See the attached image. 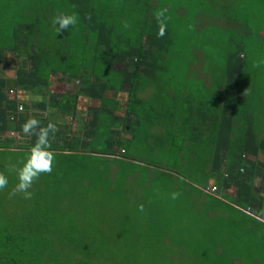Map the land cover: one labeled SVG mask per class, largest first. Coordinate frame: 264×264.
Returning <instances> with one entry per match:
<instances>
[{"label": "trees", "instance_id": "obj_1", "mask_svg": "<svg viewBox=\"0 0 264 264\" xmlns=\"http://www.w3.org/2000/svg\"><path fill=\"white\" fill-rule=\"evenodd\" d=\"M227 1L225 7L233 4ZM42 2L44 4L42 3L41 8L34 6L26 21L18 22L17 19L14 22L18 15L14 11L0 21V53L9 49L28 50H25L23 55L27 52L28 55L23 60H27L30 69L25 70L21 63H17L16 73L22 71L26 77L39 79L43 75L47 76L50 70L60 69L68 62L74 61L73 66L69 65V72L77 74L84 71L85 74L88 72L95 74L99 79L93 82L94 91L101 93V108L108 112L105 113L108 119L111 118L107 126L108 136L110 129H113L112 110L119 102L115 95L124 83L128 85L125 111L134 114L136 120L122 122L121 125L132 138L126 140L122 137L116 142L106 140L105 147L89 148L94 150L93 152L107 156L106 159H91L93 165L89 169L84 168L85 172L87 171L84 179L88 181L91 189L103 191L104 199L112 198L113 207L131 203L133 206H130L123 216L131 221L133 230L138 229V224L146 219L148 224L145 225L150 227L158 220L165 222V229L166 224L177 225V220H183L182 215L185 214L173 213L181 207L188 210L187 205L190 204L203 205L207 211L212 208L216 210L224 204L227 208L224 206L221 214L214 213L212 221L218 228L216 220L221 221L220 226H225L223 229L230 238L220 232L214 235L212 244H204L203 239L195 238L191 245L198 247L208 245L211 249L214 247V251L218 247L223 253H227L224 260L229 259L228 263L236 262L233 261L234 256H239L236 259L239 260L244 252H251L253 248H258L259 251V248L264 246V234L259 235L260 239L249 241L251 238L246 237L244 232L252 235L255 230L258 233L264 229V206L260 211L251 213L248 210L249 197L236 199L220 188H223V184L226 188L228 177L238 184L239 168L245 152L249 150L248 144L253 142L255 144L251 147L256 148L257 144L264 141V106L261 103L264 102V64L257 67L255 63H245L246 55L254 54L257 52L255 50L259 51L264 60V43L250 46L245 39L244 30L236 27L232 29L235 30L232 39L223 33L219 35L221 42H218L210 36L202 39L205 35L202 34L193 42V35L188 36L181 31L179 24L190 23L195 26L197 23L200 24V18H197V15L188 20L187 16H184L185 21L181 22L182 19L179 17L171 18L168 11L172 6V0H157L162 9L167 10L163 37L158 36L159 25L156 17L152 23L150 18L146 19L149 14L147 8L138 17L127 20L123 12H114V7H110L106 0H72L69 3L73 6L68 4L67 10L64 8L67 4L64 6L56 0ZM196 3L203 4V0ZM196 3L186 1V5H190L186 15L196 14L195 9H199ZM71 12L79 15V23L75 27L69 28L63 36H55L57 39L49 35L44 41H36L34 36L38 35L44 24L52 21L55 15ZM140 17L144 19L142 24L138 21ZM117 18L121 21L116 22ZM114 25L118 29H115ZM249 28V26L244 28L249 30L247 33L251 32ZM115 30H120V33L117 34ZM123 31L125 36L127 38L130 36L131 39L120 46ZM113 33L117 34L119 39H116L117 35L113 37ZM49 37L51 39H48ZM253 39L255 40V37H252L250 42ZM144 43L148 46L147 51L143 49L145 54L141 49ZM235 44L238 46L237 49L233 48ZM199 52L202 53L201 56H198ZM132 55L135 60L130 63L127 58H131ZM146 61L150 64L143 66ZM122 62L127 67L130 64L133 67L119 68L118 65ZM199 65L201 71L197 68ZM128 69L132 70L131 73ZM202 72L207 75L203 76ZM29 78L26 81H29ZM205 78H208L207 82ZM8 81L9 79L4 78V85ZM231 87L235 92H231ZM218 91L223 92L225 98H222ZM88 93L91 95L93 92ZM236 99L242 101L236 102ZM152 126L165 130L160 134L157 133L159 131L156 132L159 138L156 142L155 136L154 146L152 144L147 146L146 140ZM192 127H196L195 136ZM136 140L137 146L134 145ZM140 141L146 143L139 144ZM50 148L55 149V146L52 145ZM221 149L224 150L223 154ZM61 150L80 151V148L66 141L65 147ZM137 150H143L145 156L141 158L135 156ZM180 153L183 154L184 160L189 161V166L195 167L193 172L196 176L188 177L177 168L167 167L165 162L168 159H175ZM215 155L216 158L211 159ZM182 158L177 160L181 161ZM191 159L196 160L191 163ZM222 164L224 169L220 177L210 173L211 169H220ZM71 170L73 169L68 168V171ZM160 191L165 193L167 191L170 194L178 192L180 196L172 199L171 195L160 194ZM198 198L199 200H196ZM180 199L183 201L180 202ZM136 205H143V211L136 210ZM169 211L170 216L167 214ZM228 217L232 220L225 222ZM211 219L212 217L210 221ZM163 226L164 224L160 226L161 232L164 230ZM210 229V226L203 229L200 232L202 237H211L212 235L207 232ZM150 231L153 232V229L148 228L143 235L147 236ZM2 234L5 239L0 241V264H19L20 258L25 254H28L26 258L31 259V263L34 262L32 264L51 262L58 264L61 258L65 264H90L98 255L102 262L107 260V264H135L126 258L128 249L125 245L121 244L122 246L117 249L120 253L117 254L116 244L107 243L102 236L87 237L84 234H75L64 237L66 239L62 238L59 246L54 244L55 242L41 245L28 243L26 246L24 241L29 234L16 233L11 236L1 232L0 237ZM118 244L120 245V242ZM26 247H32L35 254L28 253ZM111 257L115 259L109 262ZM245 260L246 258L242 259V264H255L254 260L257 259L253 258L248 263Z\"/></svg>", "mask_w": 264, "mask_h": 264}, {"label": "rangeland", "instance_id": "obj_2", "mask_svg": "<svg viewBox=\"0 0 264 264\" xmlns=\"http://www.w3.org/2000/svg\"><path fill=\"white\" fill-rule=\"evenodd\" d=\"M56 1L58 3H63L64 6L67 4L64 7L67 10L70 5L69 2L72 0ZM106 1L109 2L107 4L110 7H114V12H123L127 20L129 18L138 17L140 13L147 8L149 10V14L146 19L149 20L150 18L152 23L153 18L156 17L155 14L162 9L157 0H121V2L118 0ZM186 1L194 4L198 2V0H178V2L177 0H172V6L168 11V15L171 13V18L179 17V19H182L180 22L185 21L184 16H187V19L191 20L193 17H197L198 15L197 18H200V24L197 23L195 26L190 23L189 25H185L184 23L179 24V29H181V31L188 34V36L193 35V42L196 41L197 36L202 34H205L202 39H207V37L210 36V38H214V40L218 42H221L219 35L223 33L227 35L228 38L232 39L235 33V30L232 29L236 27L240 30H244V33L246 34L245 39L248 41L247 43H249L250 46L252 44L255 46L256 44L260 45L264 43V8H262V5H259V1L264 2V0H234L235 2L230 0L233 1V4H228L229 7H225L224 5L227 4L225 3L226 0H203V4L196 3L198 4L197 7L199 6V9H195L196 14L194 15H186L190 6L188 4L186 5ZM42 3V0H0V21L5 15L11 14L13 11L18 14L16 19H14V22L17 19L18 22L26 21L29 18L30 13L34 10V6L37 5L38 8H41ZM214 10L216 12H214ZM246 11L251 13V15H248ZM143 20V17L138 19L141 24L143 23ZM120 21L121 19L117 18L116 22ZM248 26L251 30L250 33H247V31H249L248 29H244ZM114 28L118 29L115 25ZM115 31L117 34L120 33V30ZM114 33L112 34L113 37L117 35ZM49 35H52L53 37L60 35L63 36L64 33H57L51 21H48L47 24H44L43 28L38 32V35H35L34 37L38 42L41 40L44 41V39H46ZM121 36L123 41L120 42V46L125 45L124 42L131 39L130 36L129 38L125 36V31L122 32ZM252 37H255V40L253 39L250 42ZM48 39L51 38L49 37ZM55 39L57 38L55 37ZM116 39H119L118 35ZM20 43L22 42L20 41ZM187 45H190V43H187ZM233 48L237 49L238 46L235 44L233 45ZM141 49L147 51L148 46L144 43ZM25 50H27V48H23L19 51H12L9 49L0 53V62L3 67L1 71L3 69L7 71L6 75L10 78V80H12V83L11 85H8L7 90L9 91L10 89H13L12 93L9 92V95L7 94L9 101L5 104L2 112L0 111V173H3L9 181L7 188L0 191V233L3 232L5 234H11V236L16 233H27L29 234L28 238L24 241L26 246L28 243H38L41 245L49 242L50 244L55 242L54 244L59 246V242L62 238L66 239L67 236L75 234H84V236L87 237L102 236L107 243L116 244L115 248L117 254L120 253L117 249L122 246L121 244L125 245L128 249L126 258L131 259V261L135 264H169V261L170 264H172V262L173 264H242V259L245 258L247 263L251 262L253 258H255L257 259L254 260L255 264H264V246H261L259 251H257L258 248H253L254 250L251 252H244L239 260H236L239 256H234L233 261L236 262L228 263L227 261L229 259L224 260L227 258V253H223L218 247L214 251V247L211 249L208 245L199 247L191 245L192 242H195V238L196 240L203 239L205 241L204 244H212L214 242V235H218L220 232H222L225 237L230 238L229 234L225 231V229H223L225 226H220L221 221L216 220L219 228L215 227L214 221H212L214 219V213L221 214L224 211V206L226 207L224 204L216 210L212 208L208 211L203 208V205L198 206V204H195V206L192 204L187 205L189 208L188 210L181 207V209L175 211L173 215L178 212H183L185 214L182 215L183 220H177V225H172L171 223L166 224V229L164 228L165 222L162 220L157 221V219H155L154 222H157L151 227L150 225H145L148 224L147 219L142 223L140 222L138 226L136 225V220L135 225L138 229H134V231L131 221L123 216V214L129 210L130 206L133 205L129 203L113 207L111 203L112 198H110V200L106 198L104 199L103 191L92 190L88 181L84 179V176L87 174V171L85 172L84 168L89 169L90 166L93 165L91 159L94 158L81 151L73 155L61 152L64 150H61V148L66 145V141L62 138H59L57 141L52 138L50 141V145L55 146V149L49 148V150L55 154V164L50 174H42L39 179L33 183L32 188L30 189L33 193L31 199H24L22 194H17L14 197L10 196L9 193L17 183L16 174L13 169L18 168L21 165L25 154L34 145L36 140L35 136L26 137L23 135L22 125L29 118H37L34 116L33 112L36 110L35 108H38L43 104V100L40 102L37 101L38 103L32 104L33 109H31L32 111H29L30 115H23L25 114V111H27L25 109L27 101L23 100L25 98L22 99L20 97L22 89L19 87L17 88V86H19L18 79L25 75H23L22 71L16 73V69L18 67L17 63H21V66H24L25 70L30 69V65L26 62L27 60L24 61L26 59L25 57L28 55V52L23 55ZM144 50L143 54H145ZM255 51L257 52H254V54L246 55L245 63H255L262 66L264 63L260 62L264 60L260 56L259 51ZM201 54L202 53L199 52L198 56H201ZM127 60L130 61V63H133L135 58L132 55V57L127 58ZM127 60L126 62H128ZM145 64L150 63L149 61H146L143 66H145ZM123 66H125L124 62L118 65L119 68H122ZM129 66L133 67V65L130 64L128 67L126 65L125 68H130ZM200 67L201 65L197 67L198 70H200ZM128 70L131 73L132 70ZM180 71L182 72V69ZM202 74L203 76L207 75L203 72ZM205 79V82H207L208 78ZM76 85H78V81L76 82L74 80L72 88L74 89ZM83 85L84 84H82V86ZM125 88H127V86ZM221 91H218V94L221 95L222 98H225L223 92ZM232 91L234 90L231 87V92ZM124 93L127 94L126 90ZM227 93L230 94L228 91ZM125 96L126 95H124L123 98ZM238 100L242 101V99H236V102H238ZM120 101H123V99H120L119 102ZM221 101H223V99ZM226 101L229 102V100ZM261 103H263L264 106V102ZM19 104L22 106V109L19 108ZM1 108L3 107L0 105V110ZM112 111L114 112V110ZM55 135L58 136L59 134L55 132L54 136ZM144 143L146 142H139V144ZM79 144H82V142L77 143L76 141L74 146L76 145L78 148H81ZM59 145L62 147H59ZM71 145L73 146V144ZM146 145L149 146L150 144L147 142ZM202 147L204 146L202 145ZM261 148L264 150V145H262ZM81 150L85 151L87 149L82 147ZM196 152H198V150H196ZM144 154L143 150H137L135 156L141 158V156H145ZM182 157L183 154L180 153L178 157H175V159H168L165 163L167 167L177 168L188 177L196 176L193 172L195 171V167L189 166V161L184 160ZM181 158L182 160L179 161ZM191 160V163H194L196 159ZM244 164V173H251L252 169H263L264 171V161L257 159L253 160L248 157L246 163ZM68 168L73 170L70 172L68 171ZM111 170L114 171L113 168H111ZM244 176L245 174L237 178V188L239 187L238 194L247 196V193L250 191L247 187L250 186V175L248 174V179L246 180ZM243 178L245 183L248 182L246 187L242 186ZM222 183H224V181ZM223 187L225 190L229 187V185L225 188V185L223 184ZM256 187L258 188V195L256 196V194H254L253 199L250 200L251 207L248 208L251 213L260 211V208L264 206V182L259 181ZM160 194L171 195L167 191L166 193L164 191H160ZM129 198L132 197L129 196ZM196 200H199V198ZM182 201L183 200L180 199V202ZM135 209L139 210L138 205L135 206ZM167 214L170 216V211L167 212ZM231 214L233 217V211H231ZM211 217L212 222L210 221ZM229 219L230 221L232 220L231 217H228L227 220L225 219L224 221H229ZM241 223H243V221H241ZM163 224L164 226L162 228L164 230L161 232L160 226ZM207 226L211 227L209 231H206L212 236L202 237L200 232L203 231V229H207ZM78 228H80L79 231ZM148 228H152L153 232L150 231V234L147 236L143 235V232ZM258 233L255 230L252 235H249L248 232H244V235L251 238L249 241H254L255 239L257 240L261 238L259 235L264 234V229H261V232L259 231ZM4 239V234H2L0 241H4ZM116 242H120V245ZM148 243L156 244L149 245ZM229 245L231 244L229 243ZM26 248L28 253L35 254V250L32 247ZM208 250L210 251L207 252ZM27 255L28 254H25V256L20 258L19 264H28L27 262L30 264L34 263L30 262L31 259L26 258ZM257 256L259 257L257 258ZM62 259L63 258H61V262L58 264H65ZM109 259V262H111V260L113 261L115 257H111ZM161 261L163 262L161 263ZM104 262L100 260V255H98L97 258L93 259L90 264L108 263L107 260ZM50 264L53 263L51 262Z\"/></svg>", "mask_w": 264, "mask_h": 264}, {"label": "crops", "instance_id": "obj_3", "mask_svg": "<svg viewBox=\"0 0 264 264\" xmlns=\"http://www.w3.org/2000/svg\"><path fill=\"white\" fill-rule=\"evenodd\" d=\"M234 1V0H233ZM233 1L228 0L227 2L233 3ZM235 2V1H234ZM253 2V1H251ZM250 2V3H251ZM256 4L255 2H253ZM252 4V3H251ZM259 5H264V2L259 1ZM262 8H264L262 6ZM259 11V9H258ZM257 11V12H258ZM247 12V11H246ZM248 15H251V13L247 12ZM73 62H68L64 67H61L60 69L50 70L48 72V75L41 76L39 79L36 78H29L26 77H20L21 79L19 81V87L21 90L20 97L23 100L27 101V108H25L27 111H25V114L23 115H30L29 111H32V104L38 103L43 100V104L40 105V107L35 108L33 114L36 116L42 126H46L47 123L52 122L55 123L57 126V133L58 136H53V140L57 141L59 138L64 139L65 141H72V143H81L79 146L85 147L87 150H81L80 151L91 155L94 159H106V155L93 152L94 150L89 149L91 146L97 147L98 149L105 147L107 145V141L116 142L118 138H126V140L131 139V135L123 129L122 122H134L136 120V116L134 114L127 113L125 111L126 106V99L127 94H125V90L127 91V88H125L126 83L122 85L120 90L117 92L115 97L118 99H123V101L118 102L116 108L114 109V114L112 118V127L113 129H110L109 136L107 133V126L110 122L111 118L108 119V116L105 113V110L101 108V100L100 95L101 93H96L94 91L95 87L93 86V82H95L97 76L91 72H88V74H85L84 71L73 73L72 71L69 72V65L73 66ZM0 62V102H1V112L4 109L5 104L9 99L7 98L8 90L7 87L9 84L11 85L12 80L6 75L7 71L1 66ZM65 69V70H64ZM80 71V70H79ZM4 78L9 79V82H5L6 85H4ZM27 78H29V81H26ZM78 81V85L75 86L73 89L72 83L73 81ZM8 83V84H7ZM82 84H84L82 86ZM92 85V86H91ZM89 91H92L91 95H89ZM8 94V95H7ZM23 94V95H22ZM104 95V94H102ZM126 95L124 98L123 96ZM7 98V99H6ZM38 101V102H37ZM122 105V106H121ZM0 112V114H1ZM32 114V115H33ZM42 117V118H41ZM148 139L146 142L149 144H152L154 146L155 144V136L156 142L159 138L157 133H161L165 130V128L162 127H156L152 126L149 129ZM193 136L196 135V127H192ZM220 135L222 137L223 131L220 132ZM28 137V136H26ZM25 138V137H24ZM30 138V137H29ZM253 138V137H252ZM251 138V139H252ZM141 140V138H139ZM206 139V138H205ZM211 139V137H210ZM249 139V138H248ZM163 141V140H162ZM138 140L135 141L134 145L137 146ZM161 142V139L159 140ZM109 143V142H108ZM248 144V143H247ZM255 143L251 142L248 144L249 150L248 152H245L241 167L239 168V176L245 174V180L248 179L249 176V184L250 186H247L245 183L244 178L242 179L243 183L242 186H247L250 191L247 193V197L250 198V200L253 199L254 194L256 196L258 195V188L257 183L259 181L264 182V171L263 169H252L251 173H244V166L247 161V158L251 159H257L264 161V150L261 148L262 145H264V141L257 144L256 148H252L251 146H254ZM165 142L162 144V147L164 148ZM213 147V146H212ZM214 148V147H213ZM70 149V148H69ZM223 149V148H222ZM221 149V150H222ZM80 151H63L69 154H76ZM62 152V151H61ZM224 153V150H222V153ZM114 158V157H113ZM117 158V157H116ZM216 155L212 157L211 159H215ZM250 160V159H249ZM224 163V161H223ZM242 168V170H241ZM224 169L223 164L220 169H211L210 173L214 174L215 176H221L222 170ZM238 178V177H237ZM232 179L228 178L227 184L229 187L227 189L220 188L224 191V193L239 199L242 198L244 195L238 194V188L237 185L231 181ZM252 195V196H251ZM251 207V206H250Z\"/></svg>", "mask_w": 264, "mask_h": 264}, {"label": "clouds", "instance_id": "obj_4", "mask_svg": "<svg viewBox=\"0 0 264 264\" xmlns=\"http://www.w3.org/2000/svg\"><path fill=\"white\" fill-rule=\"evenodd\" d=\"M166 9H161L156 13V19L159 25L158 36L163 37L165 34V16ZM57 33H64L69 28L75 27L79 23V15L75 12L61 13L55 15L51 21ZM260 63H264L261 61ZM255 66H259L256 64ZM57 131L55 123L49 122L46 126H42L41 122L36 118L27 119L22 125V133L24 136H35L34 145L25 154V157L18 168H14L17 183L9 193L10 196L22 194L24 199H31L33 193L30 191L33 183L39 179L42 174H50L55 164V154L49 150L50 141L54 133ZM8 178L0 173V191L8 186ZM180 193L171 194L172 199L179 198ZM143 211V205L138 206Z\"/></svg>", "mask_w": 264, "mask_h": 264}, {"label": "built area", "instance_id": "obj_5", "mask_svg": "<svg viewBox=\"0 0 264 264\" xmlns=\"http://www.w3.org/2000/svg\"><path fill=\"white\" fill-rule=\"evenodd\" d=\"M9 92H10V93H12V92H13V90H12V89H10V90H9ZM19 105H20V104H19ZM19 108H21V109H22V106L20 105V107H19Z\"/></svg>", "mask_w": 264, "mask_h": 264}]
</instances>
